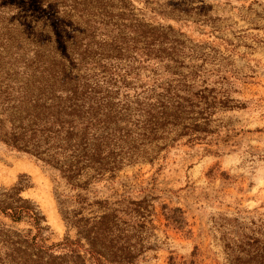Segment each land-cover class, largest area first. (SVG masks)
<instances>
[{"label": "trees", "instance_id": "16d2710c", "mask_svg": "<svg viewBox=\"0 0 264 264\" xmlns=\"http://www.w3.org/2000/svg\"><path fill=\"white\" fill-rule=\"evenodd\" d=\"M41 3L61 11L54 21L59 34L65 32L67 20L62 6L74 8L81 18L68 31L67 39L60 38L61 46L70 47L72 56L65 50L59 60L37 50L35 61L16 62L11 57L23 59L24 52L12 51L9 43L5 53L0 50V144L32 157L48 171L61 219L67 228L75 229V237L65 235L59 242L45 243L49 227L38 205L22 195L29 184L19 175L14 184L0 187V216L29 227L14 229L0 220V264H132L149 248L142 232L148 228L151 197L143 188L109 198L92 197L88 192L101 181L112 180L126 164L153 161L171 142L201 138L207 133L214 107L238 105L212 88L193 87L178 72L172 78L148 75L147 81L131 83L127 76L132 67L120 72L101 63L112 50L98 51L86 40L94 38L96 28L105 30L106 18L129 16L126 0ZM85 14L95 19L82 28ZM40 26L25 28L23 23L21 30H29L33 40L43 35ZM130 26L134 32L131 40L144 44L145 55L157 56L155 52L161 49L156 47L166 35L162 26L143 17ZM18 28H13V39L21 34ZM84 30L87 33L81 38ZM123 32L119 29L113 43L126 39ZM59 180L75 192L62 194ZM60 196L69 198L71 207L60 205L64 204ZM230 220L236 224L222 233L224 264H264V222L239 226L237 218Z\"/></svg>", "mask_w": 264, "mask_h": 264}, {"label": "rangeland", "instance_id": "374dc122", "mask_svg": "<svg viewBox=\"0 0 264 264\" xmlns=\"http://www.w3.org/2000/svg\"><path fill=\"white\" fill-rule=\"evenodd\" d=\"M126 1L129 16L106 18L105 30L96 28L94 38L86 40L98 51L112 50L101 63L120 72L132 67L127 76L131 83L147 81L148 75L172 78L178 72L193 87L212 88L238 106L214 107L201 138L188 142L183 137L163 147L151 162L122 166L112 180L101 181L88 195L109 198L143 188L151 197L148 228L142 232L149 248L132 264H224L222 233L236 224L230 219L237 218L239 226L264 222V0ZM62 9L67 20L65 32L59 34L54 21L62 13L49 4L0 0V50L5 53L9 43L12 51L24 52L23 59L11 57L16 62L35 61L37 50L59 60L65 50L71 55L60 38L67 39L81 18L70 6ZM92 17L85 14L82 28L91 25ZM137 17L162 26L166 33L163 44L156 47L161 49L157 56L145 55L144 44L131 40L130 25ZM23 23L25 28L43 26V35L30 40V31L21 30ZM15 25L21 34L13 39ZM122 28L126 39L113 43ZM19 175L29 184L22 195L38 205L49 227L45 243L59 242L65 235L74 238L75 229L67 228L61 219L48 171L32 157L0 144V187L14 184ZM57 183L62 194L75 192L64 182ZM60 199L64 200L60 205L71 207L69 198ZM0 220L14 229L29 227L1 216Z\"/></svg>", "mask_w": 264, "mask_h": 264}]
</instances>
